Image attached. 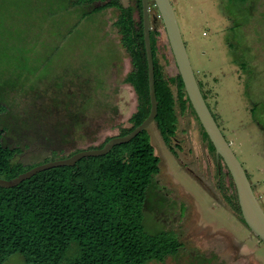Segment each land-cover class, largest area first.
<instances>
[{"label":"rangeland","instance_id":"374dc122","mask_svg":"<svg viewBox=\"0 0 264 264\" xmlns=\"http://www.w3.org/2000/svg\"><path fill=\"white\" fill-rule=\"evenodd\" d=\"M170 1L201 92L264 209V0ZM104 2L0 0V104L6 108L0 127L3 142L22 149L15 160L38 164L52 151L67 156L99 147L129 130L130 116L146 106L124 81L133 72L143 85L134 58L140 41L133 36L122 43L119 8ZM116 2L131 10L137 27V0ZM149 13L157 62L166 75H176L154 0ZM176 111L173 152L155 122L147 128L161 166L143 212L148 232L172 231L182 246L147 264H264V242L240 219L222 159L217 182L215 151L196 113L178 105ZM0 264L26 263L14 253Z\"/></svg>","mask_w":264,"mask_h":264},{"label":"trees","instance_id":"16d2710c","mask_svg":"<svg viewBox=\"0 0 264 264\" xmlns=\"http://www.w3.org/2000/svg\"><path fill=\"white\" fill-rule=\"evenodd\" d=\"M73 1L76 4L105 1L101 4L104 7L117 6L115 25L122 43L128 45L133 36L140 41L141 51L136 50L134 58L139 59L143 68V85L137 84L133 72L124 78L146 102L144 108L129 118L134 127L149 112L141 18L134 26L131 10L118 5L116 0ZM137 4L141 10L140 0ZM152 33L150 30V38ZM152 54L158 100L153 122L174 151L170 138L177 128L176 106L180 112L188 107L195 111L180 74L166 75L153 49ZM5 109L0 104V115ZM129 130L121 131L120 135ZM4 132L0 127V177L12 178L35 164L15 160L22 149L5 144ZM203 132L207 136L204 129ZM210 145L214 149L211 141ZM61 157L64 156L52 151L44 161ZM160 166L161 157L144 129L129 141L114 145L106 154L82 157L73 166L39 171L15 186H0V263L14 253H19L26 264H147L175 255L182 246L176 234L166 229L150 233L144 224L147 190ZM240 219L244 222L242 216Z\"/></svg>","mask_w":264,"mask_h":264},{"label":"water","instance_id":"95a60500","mask_svg":"<svg viewBox=\"0 0 264 264\" xmlns=\"http://www.w3.org/2000/svg\"><path fill=\"white\" fill-rule=\"evenodd\" d=\"M140 2L149 97V112L146 117H144L139 124L132 127L127 133L112 136L104 141L99 147L80 149L61 158L40 162L20 172L12 178L0 177V186H15L22 180L31 177L39 171L55 166H73L82 157L106 154L114 145L129 141L139 132L147 129L154 121L157 114L158 100L154 86V64L150 38L151 19L149 13V0H140ZM154 2L162 19L170 48L178 68V73L180 74L184 84V89L199 122L214 147L218 170L220 169V159H222L227 168V172L230 174L235 185L238 205L245 224L255 236L264 242V209L258 196L255 194L252 183L248 178L243 165L235 155L230 142L223 135L209 106L207 105L205 98L203 97L191 65L173 5L170 0H154Z\"/></svg>","mask_w":264,"mask_h":264},{"label":"flooded vegetation","instance_id":"af4514ba","mask_svg":"<svg viewBox=\"0 0 264 264\" xmlns=\"http://www.w3.org/2000/svg\"><path fill=\"white\" fill-rule=\"evenodd\" d=\"M110 138V137H109ZM170 149V148H169ZM171 150V149H170ZM172 151V150H171ZM173 152V151H172ZM216 159V158H215ZM217 164V162H216ZM217 173H218V177H217V182L219 183L220 179H219V173H220V169L218 170V167H217ZM159 190H162L161 188ZM146 201V200H145Z\"/></svg>","mask_w":264,"mask_h":264},{"label":"crops","instance_id":"0c3cea01","mask_svg":"<svg viewBox=\"0 0 264 264\" xmlns=\"http://www.w3.org/2000/svg\"><path fill=\"white\" fill-rule=\"evenodd\" d=\"M231 238H233V237H231ZM235 239V238H234Z\"/></svg>","mask_w":264,"mask_h":264}]
</instances>
